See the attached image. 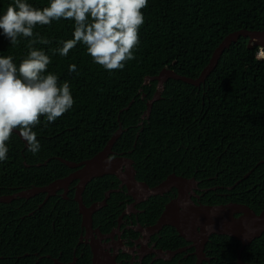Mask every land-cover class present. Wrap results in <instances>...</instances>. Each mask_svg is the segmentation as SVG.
<instances>
[{"label":"trees","instance_id":"trees-1","mask_svg":"<svg viewBox=\"0 0 264 264\" xmlns=\"http://www.w3.org/2000/svg\"><path fill=\"white\" fill-rule=\"evenodd\" d=\"M26 2L42 8L49 0ZM10 4L14 6V0H0V15ZM142 11L145 23L134 49L135 59L112 73L95 64L82 44L67 57L53 55L51 50L60 41L72 38L73 22L38 25L32 38L20 37L16 46L0 35V55H11L17 67L28 54V39H35L37 32L47 38L49 44L35 47L49 55L47 71L58 77V85L69 82L74 99L72 109L61 118L45 127L41 117L33 129L41 145L38 154L29 152L15 133L6 142L9 152L0 162V197L44 187L68 176L73 170L60 158L73 162L91 159L105 148L121 124L125 132L113 151L134 160L138 181L154 187L173 172L195 177L203 180V187L221 186L206 196L226 194L216 195L213 205L242 203L260 214L264 210V164L260 163L264 160V60H256L257 47L249 49L248 38H240L224 52L201 87L170 79L149 119L142 116L157 90V81L145 85L147 77L171 69L198 78L226 36L243 29L264 31V0H149ZM71 64L77 66L76 72L69 73ZM112 180L117 181L115 177L95 179L85 195L89 192L90 198L95 194L94 201H102ZM95 187L98 190L94 193ZM72 194L66 202L51 198L41 209L45 194L0 204V264L34 263L33 253L43 247L52 231L48 217L57 213L54 206L59 211L70 210L68 219L56 225L66 226L68 240L75 246L81 217ZM119 198L120 193H113L109 205L94 215L96 225L101 223L99 218L112 212ZM161 209L148 206L150 224L156 222ZM61 215L65 218L64 212ZM211 239L210 255L217 257L212 264H236L241 244L228 236ZM186 243L175 237L167 247L175 250ZM26 253L32 255L24 256ZM18 256L22 258L18 260ZM242 258L245 263L264 264V234L245 249ZM184 261L195 264L194 257Z\"/></svg>","mask_w":264,"mask_h":264},{"label":"clouds","instance_id":"clouds-1","mask_svg":"<svg viewBox=\"0 0 264 264\" xmlns=\"http://www.w3.org/2000/svg\"><path fill=\"white\" fill-rule=\"evenodd\" d=\"M148 5L149 0H49L47 6L40 8L26 0H14V6L10 4L0 15V35L10 46H16L18 38H32L38 25L50 26L61 20L73 22L72 38L60 41L51 50L53 55L67 57L82 44L95 64L112 73L123 70L128 61L135 59L134 49L140 43L139 32L145 23L142 10ZM35 37L28 39V54L18 67L11 55H0V162L8 158L6 142L14 130H18L28 151L38 154L41 145L33 129L40 124L41 117L47 127L74 105L69 82L58 85V77L47 71L51 63L49 55L35 47L50 41L38 32ZM255 58L264 60V45L257 47ZM76 71L75 64L69 65V73ZM105 163L110 166L112 159Z\"/></svg>","mask_w":264,"mask_h":264},{"label":"water","instance_id":"water-1","mask_svg":"<svg viewBox=\"0 0 264 264\" xmlns=\"http://www.w3.org/2000/svg\"><path fill=\"white\" fill-rule=\"evenodd\" d=\"M242 37L249 39V49L264 45V31L239 30L226 36L223 42L215 49L209 64L201 72L198 78L193 79L179 75L171 69H163L159 75L147 77L145 85H148L151 81H157V90L154 97L147 102V109L143 114L142 119H149L154 103L161 99L165 84L170 79L182 81L195 87H201L205 84L211 73L217 68L224 52ZM133 102L134 101H132L131 104H133ZM119 126V129L108 141L105 148L91 159L85 160L79 164L61 158L59 159L69 168L84 166L79 172L71 174L66 178L57 180L44 187H32L11 195L1 196L0 204H9L18 199H30L40 194H46L47 197L40 206L41 208L58 189L64 188L65 192L68 193L69 186L72 185L74 181L79 180V184L76 188L75 201L78 204L79 213L82 216V227L89 231L93 226L94 214L107 205V200L113 192H108L106 198L101 203H94L90 207L86 206L83 201V192L85 191L87 184L94 178L106 174L114 175L123 183V186H127L129 194L135 198L136 194L144 196L145 199L152 196L163 195L172 187H177L180 192L179 198L167 206L164 214L159 218L157 223L146 229L139 228V231H141L142 234L148 235L147 239L144 241L147 242L150 234H156L165 226H171L175 228L179 235L187 242H194L196 244L198 250V264H201L203 260V252L210 237L213 235L228 236L241 243V247L238 249L237 264H251L245 263L242 260V253L254 240L263 235L264 210L260 214H256L249 206L238 203L197 205L191 200L189 195L192 191L191 189L197 186V182L194 179L187 180L173 175L168 177L163 183H161V185L154 188L149 187L144 182H139L136 179L137 171L134 168V161L131 158L126 157L124 153L114 156L115 152L113 151V148L125 132L122 125L120 124ZM13 133L18 135V130H14ZM22 141L26 144L24 140ZM108 158L112 159L110 166L105 163ZM260 163L264 164V161ZM39 166L42 165L40 164ZM124 168H126L125 171ZM254 170L255 169H252L246 174L244 179H247ZM242 180L243 179L239 180L234 187L240 184ZM234 187H230L229 189ZM160 253L163 254L162 252ZM178 254V251L170 252L169 256L173 257ZM100 255L101 253H98L99 257Z\"/></svg>","mask_w":264,"mask_h":264},{"label":"flooded vegetation","instance_id":"flooded-vegetation-1","mask_svg":"<svg viewBox=\"0 0 264 264\" xmlns=\"http://www.w3.org/2000/svg\"><path fill=\"white\" fill-rule=\"evenodd\" d=\"M81 162L75 163L79 164ZM83 168L84 166H80L78 168H70L73 171L69 173V175L77 173ZM125 170L126 168H124V171ZM173 175L187 180L194 179L197 182V186L191 189L192 191L189 193L191 200L197 205H213L212 203L214 202V198L217 197L216 195L226 196V194L223 193H216L212 197H206L210 191L217 192V190L220 189L221 186L206 188L201 186L203 183L202 179H196L195 177L185 178L183 176L177 175L175 172L169 174L168 177ZM105 177L115 176L106 174L101 177L94 178L87 184V186L95 179ZM115 178L117 179V181L112 180L109 183L111 187H109L104 193L105 199L107 193L113 191L107 200V205L104 207H107L109 205L108 201L110 200L113 193H120V198L114 201V205L110 209L112 211L111 213L104 214L101 218H99V221L101 222L99 225H96L93 216V226L91 230L88 231L87 229H84L82 227V216L80 215L78 208L77 214L81 217V229L78 241L75 246H71V242L70 240H68L70 234L66 226L62 225L61 227H57L56 225L57 221L61 222L68 219L71 214L70 210L61 209L62 211H59L58 209H56V206L53 207L54 211H56L57 213L54 214L52 212L48 217V221L52 220V231L46 236L48 237V239L43 244V247H41L39 251L33 253V256L36 257L33 264H157L158 262H164L167 264H185L184 260L189 259L190 257H194L195 264H198V250L196 244L194 242H187L179 235L175 228L171 226H165L160 232L153 235L150 234L147 242H145L144 240L147 239L148 235L142 234L141 231H139V228L146 229L157 223L159 218H161V216L164 214L167 206L171 202L179 198V189L177 187H172L163 195L152 196L147 199H145V197L141 196L140 194H136L135 198L129 194V189L127 188V186H123V183L118 180L117 177ZM165 180L161 181L154 187L161 185V183H163ZM78 184L79 180L74 181L72 185L69 186L68 193L65 192L64 188L58 189L57 192L46 201V203L51 198L55 197L58 198V202H66L71 199L70 195L72 193V195L74 196L73 199L75 201L76 188ZM86 189L83 192V201L86 206L90 207L94 203H101L104 200L94 201L95 194L89 198L91 194L87 192V194L85 195ZM92 190L95 193V190H98V188L95 187L92 188ZM46 197L47 195L45 196L44 201ZM152 198L158 199L154 201L152 200ZM148 202V206L151 208H162L160 216L158 217L156 222L152 224L149 223L151 222V220H149L148 217ZM41 205H39L38 209H41L44 206L43 205L40 208ZM63 212L65 214V218H63V215H61ZM169 227L174 229L175 231L172 229H167ZM106 228H109V231H106ZM214 236L219 235H213L210 237L208 243L205 246L201 264H212L213 261L215 262V259H217L216 255H210L212 250H210V247H208V245L213 244V240L211 238ZM175 237L185 240L187 242L186 245L176 248L175 250H171L170 248H168L167 246L172 245L170 243L172 242V240H174ZM176 251L179 252L178 255H175L173 257L169 256L170 252ZM160 252H162L163 254H161ZM98 253H101L100 257L98 256ZM29 255L32 254L26 253L24 256ZM179 255L182 256L177 259ZM1 258L2 257H0V259ZM21 258L22 256L17 257L18 260Z\"/></svg>","mask_w":264,"mask_h":264}]
</instances>
